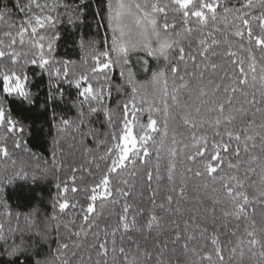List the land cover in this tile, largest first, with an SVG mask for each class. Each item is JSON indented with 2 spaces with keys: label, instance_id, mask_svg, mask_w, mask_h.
Segmentation results:
<instances>
[{
  "label": "snow or ice",
  "instance_id": "obj_1",
  "mask_svg": "<svg viewBox=\"0 0 264 264\" xmlns=\"http://www.w3.org/2000/svg\"><path fill=\"white\" fill-rule=\"evenodd\" d=\"M90 6L89 0H16L24 14L18 24L6 23L11 10L0 9V156L10 158L9 140L15 149L27 143L12 105L46 107L63 99L61 84L74 86L80 100L76 119L61 116L55 127L74 128L81 143L91 138L95 145L84 148L88 158L56 185L62 196L52 205L55 224L37 226L36 235L47 241L49 228L59 233L63 226L65 238L58 239L54 259L36 264H243L246 255L264 264V214L258 224L251 213L253 204H264V0H106L110 42L107 35L102 42L81 39V62L58 58V25L65 18L83 22ZM133 57L150 72L146 81L137 80ZM148 58L155 61L152 70ZM30 67L49 78L45 105L37 103ZM117 71L123 83L114 85ZM113 90L125 95L115 108L108 105ZM97 115L107 132L92 127ZM60 151L54 141L51 168L62 166ZM85 174L91 181L78 185ZM13 176L27 179L28 173L21 166ZM190 184L212 206L201 211L200 201L184 209ZM137 187L140 197L148 192L147 207L143 199L129 202ZM3 191L0 209L12 217ZM185 212L182 223L169 219ZM35 216L24 217L30 228ZM230 217L247 226L222 245L208 223ZM14 231L0 224V253L20 264L31 248L23 240L9 244ZM181 241L184 261L170 247Z\"/></svg>",
  "mask_w": 264,
  "mask_h": 264
},
{
  "label": "trees",
  "instance_id": "obj_2",
  "mask_svg": "<svg viewBox=\"0 0 264 264\" xmlns=\"http://www.w3.org/2000/svg\"><path fill=\"white\" fill-rule=\"evenodd\" d=\"M21 3L24 0H20ZM234 2V0H233ZM90 7L84 13L83 22H77L75 25L69 24L65 18L64 22L58 25V31L61 39L57 42V57L61 59H68L77 63L81 62L85 52L80 48V40L88 41L95 39L103 41L105 35L108 36L109 42L111 37V30L107 27V21L105 19L106 14V0H89ZM7 7L11 10L10 14L5 17L6 23L18 24L23 18L24 14L20 13L16 8V0H0V9ZM99 8L100 15L96 14V9ZM5 30V25H0V31ZM149 59L148 67L150 70L154 69L156 64L151 58ZM134 61V70L136 71V78L139 81H146L149 79L150 72H143L140 65ZM30 77L33 80L32 90L36 94L38 105H45L47 101L49 91V78L46 74H42L41 70L36 67H30ZM113 83H123L118 75V71L113 73ZM64 92L63 99H57L55 102L47 103L46 107L27 108L21 107L18 104H13V116L21 120L25 125V133L23 139L27 143L21 149H15L12 146L11 141L8 142L10 151V158L0 156V187L4 189L2 198L6 204L8 210L14 215L7 217L3 210L0 209V224L4 225L5 232L9 229H15V231L9 236L8 243L12 244L20 243L21 240L25 241L31 248L30 254H27L20 258V264H36V261H44L45 259H54L56 256L57 241L65 238V229L60 227L59 233L54 227L49 228V237L47 241H42L39 236L36 235L37 226L43 230L46 222H51L50 218L54 212L52 205L57 199H60L62 194L61 190L56 187L57 184L63 185V182L68 179L71 172V166L79 165L83 163L88 157L84 151V148L94 147L91 138L84 139L81 143L80 134H78L74 128H68L62 131H58L55 125L58 123L61 116L69 119H76L77 110L74 104H78L80 98L78 97V90L69 84H61ZM55 91V89H53ZM125 98L123 93H117L113 90L111 100L108 101L109 107L115 108L117 101ZM143 121H147V114L142 117ZM103 116L97 115L92 118V127L97 129L99 133H105L108 131L107 126L103 123ZM184 133V136L188 134V131L184 128L180 129ZM183 139L182 137H179ZM54 141L59 142L60 152L57 153V157L61 159L62 166L58 169L51 168L52 163V151ZM27 149V150H26ZM243 155V153H242ZM15 161V164H13ZM47 161V163H45ZM23 166L28 173V178L14 177L13 172L18 171ZM47 168L48 171L44 172L43 169ZM36 175V179H32V175ZM79 176V173L77 174ZM91 177L85 174L84 181L78 180L77 183H87L91 181ZM255 179V177H253ZM70 184V181H69ZM155 186V185H153ZM139 187L135 189L132 195L129 197V202H138L144 200V205L147 207L148 192L145 191L144 197L139 196ZM251 192V189H249ZM188 199L182 202L184 209L192 208L196 206L200 201H203L201 211L203 207H210L211 201L207 199L203 192L196 191L192 185H189L187 189ZM73 194L69 193L71 199ZM76 198L84 203V196L82 193L75 194ZM216 215L220 216V208L222 206L217 205ZM117 212L119 206H117ZM36 212L35 221L36 226L29 227L24 220V217L30 212ZM76 212L79 209L75 210ZM252 218L259 224L262 214H264V204L255 203L251 209ZM15 214H20V219L17 221ZM71 215V210L69 212ZM189 213L185 212L183 218L180 216L169 217V219H177L181 223L184 218H188ZM68 217H65L67 219ZM79 220V216L76 217ZM115 216H109L108 221H114ZM209 221L211 216H209ZM107 222V221H106ZM191 223V221H190ZM197 223H205L202 218L198 217ZM247 226V221L243 218L237 220L236 218H228L227 221H217L215 225L208 223L209 230L213 228L221 234L222 245H226L229 240L234 239L231 236V232L235 231L238 235L243 234L244 228ZM91 237L85 243L90 242ZM197 246L199 241L196 242ZM205 251H211L210 242ZM182 241L176 245H170L180 249L177 252L176 257L180 261H184L186 257L181 255L182 249L180 248ZM4 245L0 243V250ZM227 257V251L225 252ZM191 254H189L190 256ZM75 259V258H74ZM0 264H13L9 258L0 253ZM232 264H237V261H233ZM243 264H254V261L247 255L243 261Z\"/></svg>",
  "mask_w": 264,
  "mask_h": 264
}]
</instances>
